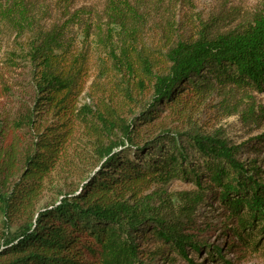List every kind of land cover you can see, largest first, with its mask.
Returning <instances> with one entry per match:
<instances>
[{
  "label": "trees",
  "instance_id": "1",
  "mask_svg": "<svg viewBox=\"0 0 264 264\" xmlns=\"http://www.w3.org/2000/svg\"><path fill=\"white\" fill-rule=\"evenodd\" d=\"M191 1L0 0L5 61L30 87L14 116L0 107V264H201L208 198L234 222L227 249L264 253L257 168L202 122L264 125V0L179 19Z\"/></svg>",
  "mask_w": 264,
  "mask_h": 264
},
{
  "label": "rangeland",
  "instance_id": "2",
  "mask_svg": "<svg viewBox=\"0 0 264 264\" xmlns=\"http://www.w3.org/2000/svg\"><path fill=\"white\" fill-rule=\"evenodd\" d=\"M253 3L256 0H234ZM216 0H192L189 9H183L179 13L178 18H182L185 13L197 16L198 14H207L210 8L214 5ZM9 46L0 41V107L3 108L9 115L14 116L19 106L27 105L30 102L29 85L26 73L18 67L10 66L5 60L9 56ZM89 80L86 84V89L80 97V103H92L95 98L89 94L90 92ZM259 99L264 104V92L259 94ZM208 112L202 113V122L212 126H224L226 131L237 143H245L246 149L241 154V161L246 163V168L256 166L257 169L253 170L254 178L264 184V141L252 146L253 142L259 140L264 134V125L256 127H245L239 120V116H231L228 118L216 119L209 117ZM258 147V148H256ZM85 163L77 165L76 169H67L66 171L57 172L50 180L49 188L46 190L43 201L56 196L59 190L67 191L73 182L78 180L77 170L82 168ZM81 170V169H80ZM181 187L180 184H174L173 189ZM228 209L223 207V204L218 200L211 198L207 199L206 206L200 209V218L204 222L202 227L206 235L203 251L199 255V263L201 264H264V253L255 252L254 250L247 249L246 251L234 249H227L226 243L231 237V227L234 222L228 217ZM243 210H241L242 212ZM260 218H256L257 222ZM263 223H261L262 225ZM260 225V226H261ZM258 226V225H256ZM264 226H261V228ZM228 236V237H227ZM233 237V235H232ZM238 238L234 237L230 241L238 243ZM260 243H264V234L258 236ZM214 250L220 253L222 259L213 258L210 251Z\"/></svg>",
  "mask_w": 264,
  "mask_h": 264
}]
</instances>
